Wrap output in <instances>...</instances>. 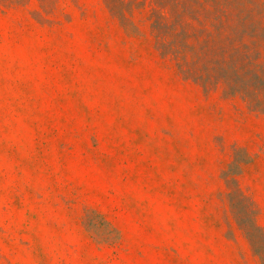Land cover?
I'll return each mask as SVG.
<instances>
[{"label":"rangeland","instance_id":"rangeland-1","mask_svg":"<svg viewBox=\"0 0 264 264\" xmlns=\"http://www.w3.org/2000/svg\"><path fill=\"white\" fill-rule=\"evenodd\" d=\"M167 1L0 0V264H264V112L163 51Z\"/></svg>","mask_w":264,"mask_h":264},{"label":"trees","instance_id":"trees-1","mask_svg":"<svg viewBox=\"0 0 264 264\" xmlns=\"http://www.w3.org/2000/svg\"><path fill=\"white\" fill-rule=\"evenodd\" d=\"M248 2L168 0L171 16L159 19L170 29L174 44L163 51L178 58L180 70L187 65V78L204 86L222 83L228 94L240 96L251 110L264 112V68L260 64L264 39L254 32L264 27H251L247 19L240 24L230 20L234 6L244 8L249 17ZM223 15L228 19L223 20Z\"/></svg>","mask_w":264,"mask_h":264}]
</instances>
